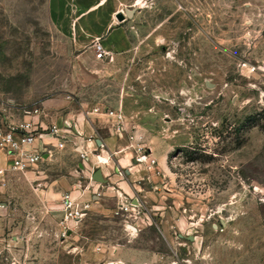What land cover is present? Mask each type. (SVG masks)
<instances>
[{"label": "rangeland", "instance_id": "obj_1", "mask_svg": "<svg viewBox=\"0 0 264 264\" xmlns=\"http://www.w3.org/2000/svg\"><path fill=\"white\" fill-rule=\"evenodd\" d=\"M66 114L0 176V264H264V0H0V126Z\"/></svg>", "mask_w": 264, "mask_h": 264}, {"label": "built area", "instance_id": "obj_2", "mask_svg": "<svg viewBox=\"0 0 264 264\" xmlns=\"http://www.w3.org/2000/svg\"><path fill=\"white\" fill-rule=\"evenodd\" d=\"M96 47L101 53H109L108 50L102 47L100 42H97ZM94 110H98V108ZM64 130L56 123H51L39 129L37 122L32 119L11 122L4 127L0 126V149L5 150L9 156L7 164H0V176L7 169L21 171L37 169L39 163L51 155L52 149L46 146L45 143L48 142L37 146L35 144L36 139L38 137L42 138L45 133H48L56 139L54 145L62 147L66 139ZM79 150L81 151V148ZM81 154L84 155V151ZM142 156L143 154L138 159ZM80 203L69 195L64 197L62 207L67 219L73 220L84 214L88 204L87 202Z\"/></svg>", "mask_w": 264, "mask_h": 264}, {"label": "crops", "instance_id": "obj_3", "mask_svg": "<svg viewBox=\"0 0 264 264\" xmlns=\"http://www.w3.org/2000/svg\"><path fill=\"white\" fill-rule=\"evenodd\" d=\"M111 24H112V22H111ZM125 26H126L125 24L114 25V26L110 27L109 30L105 34H101V36L98 39V42H100L102 47H104L106 50L109 51V53L112 54V57L117 56L129 43V35L126 31ZM81 53H84L86 56H92L94 54V47L93 46L87 47ZM65 119L75 123L78 131L72 125L66 126L64 123ZM35 121L37 122V126L39 129H42V128L48 126V124H46V122L44 120L37 119ZM51 123H56L57 125L61 126L62 128H65V130H69L71 128V129H74L76 132H80V129H79L77 122H75V120H73L69 114H66L64 117L60 118L59 121H54ZM98 132L100 133V137L102 138V140H104L103 134H101V132L99 130H98ZM68 136L69 135L67 132L66 133V139L64 141L63 146L66 144V142L68 140ZM44 142H48L45 144L47 147H50L52 150L55 148H62L63 147V146L57 147L56 145H54V143L56 142V139L54 137L50 136L48 133H45V135H43L42 138L38 137L35 141V144L37 146H38V144L43 145ZM89 142L91 143V139ZM52 143H53V145H52ZM51 155H52V153H51ZM46 159H44V160H46ZM8 160H9L8 154L4 150L0 149V164L5 165L8 163ZM39 168L40 167H38L36 170H27V171L36 172L39 170ZM96 205H99L98 202Z\"/></svg>", "mask_w": 264, "mask_h": 264}, {"label": "water", "instance_id": "obj_4", "mask_svg": "<svg viewBox=\"0 0 264 264\" xmlns=\"http://www.w3.org/2000/svg\"><path fill=\"white\" fill-rule=\"evenodd\" d=\"M117 17H118L119 19H123V14H122L121 12H118V13H117ZM64 123H65L66 126H71V125L74 126V128L77 130L75 123H73V122H71V121H69V120H67V119H65ZM77 131H78V130H77ZM95 176H97V178H100V177H99V176H100V171H99V169L96 170V172H95Z\"/></svg>", "mask_w": 264, "mask_h": 264}, {"label": "bare ground", "instance_id": "obj_5", "mask_svg": "<svg viewBox=\"0 0 264 264\" xmlns=\"http://www.w3.org/2000/svg\"><path fill=\"white\" fill-rule=\"evenodd\" d=\"M79 148H81V147H79ZM81 151L83 152V149H81ZM142 157H143V156H142ZM142 157H141V158H142ZM141 158H139V160H140ZM100 160H101L102 162H107V159L104 158V157H100Z\"/></svg>", "mask_w": 264, "mask_h": 264}]
</instances>
